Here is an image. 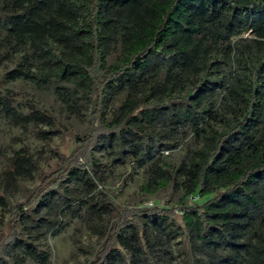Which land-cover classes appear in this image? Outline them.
<instances>
[{
    "label": "trees",
    "instance_id": "trees-1",
    "mask_svg": "<svg viewBox=\"0 0 264 264\" xmlns=\"http://www.w3.org/2000/svg\"><path fill=\"white\" fill-rule=\"evenodd\" d=\"M64 117L85 133L46 172L18 137ZM123 164L177 205H118ZM3 210L0 264H49L70 225L101 240L88 264H264V0H0Z\"/></svg>",
    "mask_w": 264,
    "mask_h": 264
},
{
    "label": "rangeland",
    "instance_id": "rangeland-1",
    "mask_svg": "<svg viewBox=\"0 0 264 264\" xmlns=\"http://www.w3.org/2000/svg\"><path fill=\"white\" fill-rule=\"evenodd\" d=\"M16 88L20 93L19 98L26 99L34 96L31 89H23L24 87L21 85H16ZM36 99L38 100L39 98L36 97ZM43 100L47 105L52 103V98L45 97ZM86 126L87 121L85 120L76 119L75 117H64L62 123L57 127L58 131L56 134H49L48 138L44 139L33 133H21V137H18L20 139L19 146L27 143L39 159L44 171L49 172L56 168L58 164L57 156L53 150L59 149L65 153H69L79 144L80 138L85 133ZM44 130L49 129L44 127ZM179 154L180 152L178 151L170 152L169 159L174 160ZM103 159L107 160L105 157ZM145 180L146 178L141 169H135L132 165L123 164L113 169L103 188L121 207L151 206L155 204L165 206L166 202H169L172 206L177 205L178 195L171 187L150 195L142 201L141 186ZM39 182L40 180L28 182L27 189H33ZM209 197L201 198L196 195L191 200L192 202L202 203L209 199ZM25 198L26 194L24 195L21 192L14 200L20 202ZM178 215V219L181 222L180 211ZM8 217V211H0L1 220H7ZM76 240L79 241L76 242ZM47 242L51 251L49 264H88L101 244V240L95 234L88 230L78 232L75 230L74 225L68 226L56 236H49Z\"/></svg>",
    "mask_w": 264,
    "mask_h": 264
}]
</instances>
